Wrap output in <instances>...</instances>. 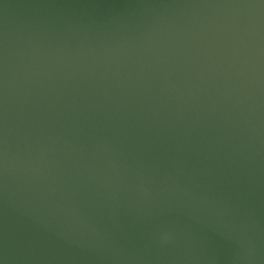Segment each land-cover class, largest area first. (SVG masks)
<instances>
[{
	"label": "water",
	"instance_id": "1",
	"mask_svg": "<svg viewBox=\"0 0 264 264\" xmlns=\"http://www.w3.org/2000/svg\"><path fill=\"white\" fill-rule=\"evenodd\" d=\"M0 264H264V0H0Z\"/></svg>",
	"mask_w": 264,
	"mask_h": 264
}]
</instances>
